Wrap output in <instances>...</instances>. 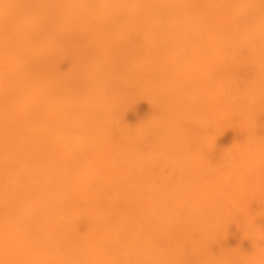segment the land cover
<instances>
[{
	"label": "bare ground",
	"instance_id": "bare-ground-1",
	"mask_svg": "<svg viewBox=\"0 0 264 264\" xmlns=\"http://www.w3.org/2000/svg\"><path fill=\"white\" fill-rule=\"evenodd\" d=\"M0 264H264V0H0Z\"/></svg>",
	"mask_w": 264,
	"mask_h": 264
}]
</instances>
